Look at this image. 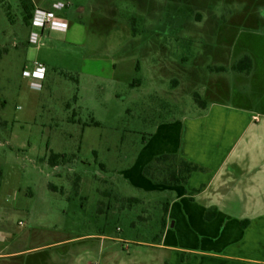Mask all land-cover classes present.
I'll use <instances>...</instances> for the list:
<instances>
[{
  "label": "rangeland",
  "instance_id": "1",
  "mask_svg": "<svg viewBox=\"0 0 264 264\" xmlns=\"http://www.w3.org/2000/svg\"><path fill=\"white\" fill-rule=\"evenodd\" d=\"M32 2L50 11L57 2L65 4L56 15L70 28L46 30L40 44L31 45L17 0L0 1V248L20 252L24 260L38 253L30 260L54 259L57 251H44L46 246L105 228L128 241L116 243L127 258L137 248L132 239L150 240L159 231L160 212L125 206L106 221L97 210L107 198L94 189H111L108 181H114L122 194L157 200L116 173L133 162L160 120L203 112L193 93L207 105L224 103L264 118V0ZM243 56L250 57V73L231 71ZM34 63L45 68L39 92L23 76ZM222 66L227 70L210 71ZM91 119L100 126L84 129ZM50 151L72 156L61 176L43 161ZM95 161L106 167V184L93 178ZM81 193H87L86 201ZM73 246L70 251L83 250ZM140 250L142 260L151 259ZM152 260L157 263L154 254Z\"/></svg>",
  "mask_w": 264,
  "mask_h": 264
},
{
  "label": "crops",
  "instance_id": "2",
  "mask_svg": "<svg viewBox=\"0 0 264 264\" xmlns=\"http://www.w3.org/2000/svg\"><path fill=\"white\" fill-rule=\"evenodd\" d=\"M67 24L69 30L70 22ZM163 154H175L205 171L191 173L184 185L155 184L143 176L142 170ZM93 155L97 157V152L93 151ZM95 164L98 170H94L93 178L103 181L101 172L105 173L106 167L101 162ZM69 165L66 162L52 167L54 174L61 176L60 171L69 170ZM116 176L145 196H156L157 200L122 194L114 181H108L111 189H94L99 197L107 198L105 207L103 201L98 202L97 213H105L104 220L108 221L115 216L114 210L147 205L159 210L160 229L163 206L168 202L165 229L159 240L154 241L159 231L150 240L132 239L137 248L125 258L116 243L128 241L100 228L46 246L44 251H57L54 259L47 256L30 260L41 254L38 253L24 260L21 259L24 254L5 253L0 248V264H8L5 259H20L18 264H127L125 260L129 264H153L152 254L156 264H264V118L260 113L212 103L201 114L160 120L138 148L133 162ZM47 187L54 191L55 186ZM83 193L82 199L86 201L88 195ZM120 198H133L137 202L130 206L110 202V199L119 202ZM207 211L213 212L208 221ZM138 218L146 220V217ZM73 244H79L83 250L70 251ZM141 247L151 253L150 260L141 259Z\"/></svg>",
  "mask_w": 264,
  "mask_h": 264
},
{
  "label": "trees",
  "instance_id": "3",
  "mask_svg": "<svg viewBox=\"0 0 264 264\" xmlns=\"http://www.w3.org/2000/svg\"><path fill=\"white\" fill-rule=\"evenodd\" d=\"M0 1H3V0H0ZM17 2L22 11L23 22L28 28H30L31 20L33 17V12L35 10V5L33 4L32 0H17ZM8 10L9 9L7 7L6 12H7V16L10 19ZM230 69L233 72L249 74L252 69L250 57L243 56L236 63H234ZM136 71H139V64L136 65ZM210 71L224 72L226 71V69L222 67H217V68H211ZM65 77H68V76L65 75ZM192 97H193L194 102L199 107H201L202 109L206 108L207 106L206 102L201 98V96L198 93H193ZM73 101L74 102L76 101V96L73 97ZM66 107L69 108V104H67ZM72 121H74L73 118H72ZM99 126H100V123L95 121L94 119H91L88 123L83 124V128L99 127ZM144 143H145V138L142 139V144ZM70 157L72 156L49 152L48 157H47V163L49 166L54 167V166L69 162ZM203 171H205V169L199 167L196 164L185 161L184 159H181L179 156L175 154H163V155L156 156L150 163H148L143 168L142 174L143 176H145L146 178H148L155 184H161V185H166V186H179V185L186 184L187 179L191 173L203 172ZM2 180H3V172L0 169V189L2 185ZM52 189L55 192L58 191L57 187L52 188ZM60 192L62 193L61 190ZM119 202L123 204H129L128 206H130L131 203H134V202L136 203L137 200L133 198H127V199L120 198ZM168 206H169L168 202L165 203L163 206L162 222H161V226L159 229V233L157 234L154 240L155 242L159 240L160 236L164 232L165 217L167 215ZM212 214L213 212L207 211L205 214V220L207 221L210 220L212 217Z\"/></svg>",
  "mask_w": 264,
  "mask_h": 264
},
{
  "label": "built area",
  "instance_id": "4",
  "mask_svg": "<svg viewBox=\"0 0 264 264\" xmlns=\"http://www.w3.org/2000/svg\"><path fill=\"white\" fill-rule=\"evenodd\" d=\"M66 7L67 6L61 2H57L52 6L54 11L43 10L36 7L31 20L28 43L34 46L39 45L41 37L46 30L58 33L67 32V21L56 15V12H61ZM23 76L30 78V89L39 92L42 89L45 68L40 63H34L32 71L25 70Z\"/></svg>",
  "mask_w": 264,
  "mask_h": 264
}]
</instances>
